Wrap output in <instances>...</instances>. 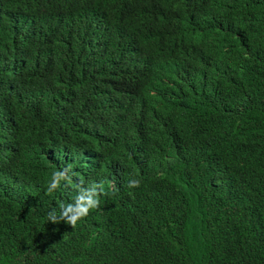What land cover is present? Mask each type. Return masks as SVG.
I'll use <instances>...</instances> for the list:
<instances>
[{"label":"trees","instance_id":"1","mask_svg":"<svg viewBox=\"0 0 264 264\" xmlns=\"http://www.w3.org/2000/svg\"><path fill=\"white\" fill-rule=\"evenodd\" d=\"M3 1L21 11L35 2L39 16L62 13L53 35L57 44L33 41L31 48L42 63L67 71H92L87 63L76 64L89 56L105 68L111 58L123 62L105 50L102 29L113 30L108 16L130 24L139 42L134 60L150 80L145 95L152 115L139 125L143 129L133 139L132 158L116 179L124 197L117 200L105 191L92 220L82 218L75 227L51 222L48 213L59 215V205L71 198L60 190L41 189L40 198L28 200L1 198L0 264H74L80 259L85 264H264V209L257 204L264 198V0ZM7 74L1 66L0 90L9 87L3 82ZM56 75L50 69H29L11 95L0 99L25 149L45 135L35 100ZM208 111H223L233 119L215 144L219 156L229 150L233 164L217 171L202 169L208 160L194 165L211 151ZM87 114L96 123L105 121L114 133L127 135L135 128L109 120L93 104ZM69 126L78 129L75 122ZM251 155L258 160H250ZM7 165L24 170L15 161ZM8 171L0 168V179ZM133 180L138 186L130 188ZM39 199L47 210L39 209L32 219L43 235L28 227L29 208ZM112 213L133 214L152 224L150 235L139 237L141 222L135 229V244L142 250L137 262H121L137 248L105 231L112 226L104 215Z\"/></svg>","mask_w":264,"mask_h":264},{"label":"clouds","instance_id":"2","mask_svg":"<svg viewBox=\"0 0 264 264\" xmlns=\"http://www.w3.org/2000/svg\"><path fill=\"white\" fill-rule=\"evenodd\" d=\"M34 4L21 11L18 6H7L0 0V67L8 71L3 82L9 86L8 89L0 90V99L11 95L29 69L43 71L48 67L57 75L52 85L42 89L46 93L49 91L51 102L47 103V99L40 95L35 100L36 104L43 105L38 118L39 126L44 128L42 133L45 138L36 137L32 147L25 149L24 140L9 130L11 125L15 126L14 117L0 100V168L9 169L0 179V199H35L40 198L41 189H46L48 193L60 190L64 196L70 195L71 198L66 204L59 205V215L56 210L50 211L48 219L56 224L63 221L75 227L86 216L91 215L88 220H92V214L99 208L105 191L117 200L124 197L125 190L116 183V179L132 158L133 139L143 129L139 125L152 115V104L145 95L150 80L146 70L139 69L137 60H134L133 50H139V42L130 24L110 16L108 19L113 23V30L103 27L102 42L106 51L120 55L123 62L111 58L108 68H105L89 56L76 63L89 64L92 68L90 72L76 71L73 67L67 71L54 63H42L31 48V43L57 44L53 35L62 13L39 16L33 11ZM67 14L78 15V12ZM116 19L120 21L119 25H115ZM75 35L85 36V33L78 32ZM124 37L128 39H122ZM16 42H19L16 50L8 54L1 52ZM21 49L25 51L24 55H21ZM91 104L99 112L104 111L109 120L130 124L135 128L127 135L114 133L105 121L98 119L96 123L95 118L87 114ZM207 121L211 123L208 140L211 151L194 165L199 168L202 161L208 160V167L202 169L222 170L233 164L232 155L229 150L222 156L217 155L215 144L219 134L233 125V119L223 111H208ZM69 122L76 123L78 129L75 132L70 129ZM218 123L220 129L215 127ZM95 146L99 152H94ZM250 160L258 159L251 155ZM10 161L22 164L24 170L16 172L7 165ZM47 167L51 171L49 184ZM138 183L133 180L128 186L135 187ZM257 204L264 209V198L258 200ZM39 209L47 210V204L40 206V199L29 208L28 227L29 231L43 235L37 230V220L32 219L34 212ZM42 218H47V214ZM104 221L112 226L105 230L109 235L135 245L137 249L130 258L137 262L142 250L135 244V229L141 222L139 237L150 235L147 227L152 224L133 214L112 213L104 215ZM152 242L151 239L140 243V246L144 248ZM74 264L85 263L80 259Z\"/></svg>","mask_w":264,"mask_h":264},{"label":"bare ground","instance_id":"3","mask_svg":"<svg viewBox=\"0 0 264 264\" xmlns=\"http://www.w3.org/2000/svg\"><path fill=\"white\" fill-rule=\"evenodd\" d=\"M59 32V31H58ZM19 46V42H16V43H14V44H12V45H10L9 47H6V48H4V49H6V50H1V52L3 53V54H8V53H10V52H12V51H14V50H16L17 49V47ZM47 70H49L48 69V67H47ZM48 91V90H47ZM49 92V91H48ZM48 92L46 93V91H44V90H40V96H42V97H44V98H46L47 99V103H50L51 102V96H50V94H48ZM42 107H43V105L42 104H37L35 107H34V109L37 111V117L39 116V114L42 112ZM204 107V106H203ZM10 131H12V132H15V126L14 125H11L10 126V129H9ZM238 177V176H237ZM241 177H242V175H241ZM143 198V197H142ZM141 198V199H142ZM104 202V201H103ZM106 204V203H105ZM106 207V206H105ZM100 209V208H99ZM101 210V209H100ZM95 212V211H94ZM81 222V221H80ZM101 223V222H100ZM81 225V224H80ZM100 225V224H99ZM105 225V224H104ZM82 229V228H81ZM88 230V229H87ZM80 245V244H79Z\"/></svg>","mask_w":264,"mask_h":264},{"label":"rangeland","instance_id":"4","mask_svg":"<svg viewBox=\"0 0 264 264\" xmlns=\"http://www.w3.org/2000/svg\"><path fill=\"white\" fill-rule=\"evenodd\" d=\"M88 146V145H87ZM14 171V170H13ZM101 198H103V197H101ZM91 215H89V216H86V217H84V218H88V217H90ZM84 258H85V261H86V256H84ZM128 260H131V258H129V259H127V260H123V261H121V262H126V261H128Z\"/></svg>","mask_w":264,"mask_h":264}]
</instances>
